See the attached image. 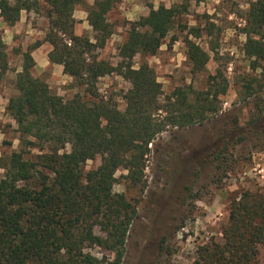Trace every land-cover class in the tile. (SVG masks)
<instances>
[{
    "label": "trees",
    "instance_id": "1",
    "mask_svg": "<svg viewBox=\"0 0 264 264\" xmlns=\"http://www.w3.org/2000/svg\"><path fill=\"white\" fill-rule=\"evenodd\" d=\"M45 1L49 19L45 40L51 45L48 60L62 65L63 73L84 85L90 98L84 100L79 94L62 98L33 75L31 52H21V69L15 74L6 111L17 125L22 148L0 158V264H122L136 207L124 194L113 192L115 171L126 169L127 177L139 183L148 145L166 125L201 123L212 108L200 93L191 101L181 89L161 103V84L153 68L145 61L136 67L132 64L137 53L157 52L181 13L178 7L160 4L131 23L118 47L121 60L113 65L98 59L93 50L111 33L106 15L121 0H94L87 10L97 42L74 32L73 11L83 0ZM22 10H40V2L0 0V16L10 26ZM248 22L245 52L264 60V42L250 36L264 28V0L250 4ZM185 41L192 69H202L207 52L196 42ZM7 70L0 36V81ZM113 72L130 82L122 110L111 97L105 99L97 92L98 78ZM162 112L165 115L160 118ZM26 145L38 146L41 153L25 158ZM98 154L100 164L84 171L86 161ZM96 224L104 235L94 232ZM222 234V242L201 248L197 264H257L259 250L264 248V193L245 190L233 198ZM87 244L112 252V257L84 251Z\"/></svg>",
    "mask_w": 264,
    "mask_h": 264
},
{
    "label": "rangeland",
    "instance_id": "2",
    "mask_svg": "<svg viewBox=\"0 0 264 264\" xmlns=\"http://www.w3.org/2000/svg\"><path fill=\"white\" fill-rule=\"evenodd\" d=\"M38 1L40 10H22L14 25H8L0 16V36L8 60V70L0 81L3 159L22 148L17 125L6 111L15 74L21 69V52H31L35 61L33 75L45 80L62 98L74 94L84 100L90 98L84 85L63 73L62 65L45 64L51 49L45 40L48 5L45 0ZM93 1L83 0L75 6L74 32L97 42L87 21V10ZM254 1L121 0L107 13L111 33L93 52L98 59L116 65L121 60L118 47L126 40L131 23L160 4L181 9L157 52L137 53L132 64L136 67L145 61L153 68L161 84V103L181 89L191 101L200 93L212 108L201 123L166 125L148 145L150 152L139 183L127 177L126 169L115 171L113 192L124 194L136 207L122 264H197L201 248L223 241L230 201L245 190L264 193V60L245 52L248 13ZM197 30L199 35L195 34ZM250 36L264 42V28L260 34ZM185 40L196 42L207 52L209 58L202 69H192ZM96 86L100 96L111 97L119 109L124 108L123 95L130 87L127 79L113 72L99 77ZM164 115L162 112L159 117ZM23 148L25 158L34 159L41 153L38 146ZM218 153L219 157H215ZM100 161L99 154L87 160L84 171L96 168ZM94 232L104 235L98 224ZM84 251L112 257V252L96 245L87 244ZM257 260V264H264L263 247Z\"/></svg>",
    "mask_w": 264,
    "mask_h": 264
},
{
    "label": "crops",
    "instance_id": "3",
    "mask_svg": "<svg viewBox=\"0 0 264 264\" xmlns=\"http://www.w3.org/2000/svg\"><path fill=\"white\" fill-rule=\"evenodd\" d=\"M47 63H50V62L47 60V61L45 62V64H47ZM45 64H44V65H45Z\"/></svg>",
    "mask_w": 264,
    "mask_h": 264
}]
</instances>
